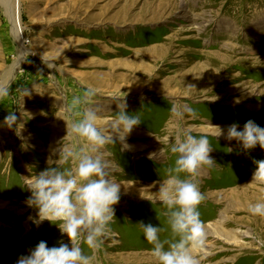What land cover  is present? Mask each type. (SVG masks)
<instances>
[{
    "label": "rangeland",
    "instance_id": "1",
    "mask_svg": "<svg viewBox=\"0 0 264 264\" xmlns=\"http://www.w3.org/2000/svg\"><path fill=\"white\" fill-rule=\"evenodd\" d=\"M0 83L11 88L0 99V264H16L41 240L71 246L56 224L33 223L24 183L56 161L62 145L85 146L67 135L82 110L70 117L65 107L89 86L105 134L122 102L143 121L127 137L130 148L108 143L96 153L121 184V199L95 264H154L136 223L168 228L164 206L152 201L176 158L170 145L185 130L208 137L216 162L195 177L205 196L200 264H264V216L248 211L264 201V186L249 184L264 149L225 138L234 122L264 127V0H0ZM173 103L198 115L177 121ZM9 111L18 117L11 129L3 126ZM172 238L170 229L161 233Z\"/></svg>",
    "mask_w": 264,
    "mask_h": 264
},
{
    "label": "clouds",
    "instance_id": "2",
    "mask_svg": "<svg viewBox=\"0 0 264 264\" xmlns=\"http://www.w3.org/2000/svg\"><path fill=\"white\" fill-rule=\"evenodd\" d=\"M42 62L48 69L56 68L53 63L43 59ZM21 91L30 94L29 88ZM10 94L9 83H0V99ZM96 94V89L89 86L65 107L70 117L74 116L75 110H82L67 127V135L82 141L85 146L76 151L71 146L62 145L55 150L59 158L49 160V167L27 177L24 183L30 192L26 204L37 210L36 217L31 218L33 223L38 226L47 220L56 224L61 234L67 235L71 246L61 241L59 246L49 247L46 241L41 240L29 249L28 254L19 256L16 264H95L96 253L112 234L114 205L121 199V184L112 178L110 164L96 153L108 143L119 142L122 149L130 148L127 137L143 121L139 112L130 114L126 102H122L123 107H118L111 121L110 134H105L97 126V111L90 106ZM169 112L177 121L198 115L195 108L176 103L170 106ZM17 120V115L9 111L3 126L11 129ZM218 128L219 135L225 134L224 129ZM16 131L19 135L20 129ZM225 138L236 140L244 150L254 149L257 145L264 149V127L252 119L247 120L242 128L236 122L228 125ZM169 151L176 157L174 164L165 169L166 178L159 182L152 201L164 206L168 228L144 221L136 224L152 245L150 253L154 264H200L195 251L206 243L207 233L199 212L205 196L195 177L202 167L216 165L210 156L213 146L207 136L185 130L183 139L171 144ZM154 156L155 153L150 154L149 158ZM53 163L56 166H52ZM254 163L256 168L249 184L264 186V160H254ZM182 173H186L187 178H181ZM248 211L254 216H264V201L249 204ZM168 229L173 238L161 239V233ZM77 240L85 243L93 254H85Z\"/></svg>",
    "mask_w": 264,
    "mask_h": 264
}]
</instances>
